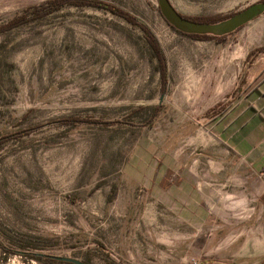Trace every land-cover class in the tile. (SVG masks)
I'll return each instance as SVG.
<instances>
[{"label": "rangeland", "instance_id": "rangeland-1", "mask_svg": "<svg viewBox=\"0 0 264 264\" xmlns=\"http://www.w3.org/2000/svg\"><path fill=\"white\" fill-rule=\"evenodd\" d=\"M46 1L0 0V264H78L51 255L88 264H264V252L244 248L256 238L236 235L255 221L249 204L226 198L229 220L196 230L125 174L139 138L169 129L155 124L168 92L188 81L195 96L184 106L195 113L224 103V55L264 42L262 0H170L202 21L253 6L224 40L169 23L159 0H103L135 22L88 3L36 13ZM142 24L166 58L165 84Z\"/></svg>", "mask_w": 264, "mask_h": 264}, {"label": "crops", "instance_id": "crops-1", "mask_svg": "<svg viewBox=\"0 0 264 264\" xmlns=\"http://www.w3.org/2000/svg\"><path fill=\"white\" fill-rule=\"evenodd\" d=\"M253 46L224 55L228 67L221 84L227 89L219 108L187 109L185 101L195 96L188 81L185 89L168 92L169 102L155 124L169 129L159 139L139 138L125 174L196 230L228 221L226 198L237 197L238 203L249 204L255 221L248 233L238 227L236 235L255 237L244 248L263 253L264 51L255 49L264 42Z\"/></svg>", "mask_w": 264, "mask_h": 264}, {"label": "water", "instance_id": "water-1", "mask_svg": "<svg viewBox=\"0 0 264 264\" xmlns=\"http://www.w3.org/2000/svg\"><path fill=\"white\" fill-rule=\"evenodd\" d=\"M263 4L264 2L261 1ZM161 12L167 21L186 32L208 33L209 31L219 32L220 34L227 33L230 29L240 24L245 18L254 12L255 8L249 7L244 12H236L230 17L220 21H202L190 18L182 14L170 0H159ZM244 13V14H241ZM215 34V33H214ZM55 258L71 261L78 264H88L87 262L72 256L51 255Z\"/></svg>", "mask_w": 264, "mask_h": 264}, {"label": "trees", "instance_id": "trees-1", "mask_svg": "<svg viewBox=\"0 0 264 264\" xmlns=\"http://www.w3.org/2000/svg\"><path fill=\"white\" fill-rule=\"evenodd\" d=\"M262 1L264 2V0H262ZM65 2H73V3H78V4L79 3H88V4H95V5L103 6L105 8H110L113 11L127 17L132 22H135V18L132 15L128 14L126 11H124L122 8H119L118 6L113 5V4L106 2V1H103V0H47L46 2L40 3L39 5L35 6V8L37 9L36 13L47 14V13L52 12L53 10H55L57 8H60L63 4H65ZM232 14H234V13H230L228 15L221 17V18L211 20V22L223 20L225 18L230 17ZM188 17H190V16H188ZM190 18L199 20L198 18H195V17H190ZM17 19L21 20L22 18L18 17ZM141 27L146 31L148 40H149L150 44L154 47V51H155L156 55L159 57V60L161 61V68H162L161 71L163 72V75H164L163 78L165 80V81H163V83L165 84V82H167V77H165L166 72H167V63H166V58H165L163 51L161 49V46L157 43L155 37L152 35V33L149 31V29L144 24H142ZM187 33H190V34L196 35V36H201V37L204 35H211V36L218 37V40L219 39L224 40L226 38L225 33H223V34H208V33H197V32H187ZM255 51H264V46L256 48ZM156 114H157V112L155 111V115ZM68 119H69V121L73 122V121H78L80 118L70 117ZM101 122L107 123L108 121L103 120ZM48 255H50V254H48ZM33 256H36V255L33 254ZM68 262H70V261H68ZM71 263H74V262H71Z\"/></svg>", "mask_w": 264, "mask_h": 264}]
</instances>
